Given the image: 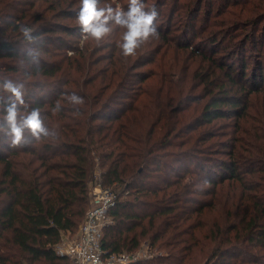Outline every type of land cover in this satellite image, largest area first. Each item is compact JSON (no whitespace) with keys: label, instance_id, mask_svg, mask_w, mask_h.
<instances>
[{"label":"trees","instance_id":"1","mask_svg":"<svg viewBox=\"0 0 264 264\" xmlns=\"http://www.w3.org/2000/svg\"><path fill=\"white\" fill-rule=\"evenodd\" d=\"M144 2L159 37L124 57L118 26L82 40L80 0H0V81L23 84L22 111L38 108L52 133L12 145L0 131V264H71L56 246L96 184L115 194L107 254L146 245L129 264H264V0Z\"/></svg>","mask_w":264,"mask_h":264},{"label":"clouds","instance_id":"2","mask_svg":"<svg viewBox=\"0 0 264 264\" xmlns=\"http://www.w3.org/2000/svg\"><path fill=\"white\" fill-rule=\"evenodd\" d=\"M100 0H80V8L75 13L84 38H92L97 42L104 40L113 31V25L123 29L122 40L119 47L124 57L134 56L144 43L159 37L158 13L154 7L147 8L144 0H128V6L124 8L99 7ZM18 31L22 34L28 45L36 44L38 37L34 30L18 24ZM23 55L33 65H39L40 51L36 47H26ZM23 84L11 79L0 81V89L8 93L6 99L0 97V131L11 137L12 145L21 144L25 131L39 140L42 136L51 135L49 128L41 119L40 110L32 109L24 113L22 106L25 105ZM65 99L73 106L84 104L83 97L76 93L65 96ZM55 112L61 111L58 101Z\"/></svg>","mask_w":264,"mask_h":264},{"label":"built area","instance_id":"3","mask_svg":"<svg viewBox=\"0 0 264 264\" xmlns=\"http://www.w3.org/2000/svg\"><path fill=\"white\" fill-rule=\"evenodd\" d=\"M92 194V207L80 229L74 234H66L57 244V252L67 256L71 264H129L151 256V250L146 245L133 252L107 254L104 251L103 231L113 220L109 210L114 205L115 194L111 188L100 184L92 188Z\"/></svg>","mask_w":264,"mask_h":264},{"label":"rangeland","instance_id":"4","mask_svg":"<svg viewBox=\"0 0 264 264\" xmlns=\"http://www.w3.org/2000/svg\"><path fill=\"white\" fill-rule=\"evenodd\" d=\"M82 40H84V37H82ZM222 122H225L224 120H221L219 125H222L223 123ZM224 126V125H223ZM155 251V250H154Z\"/></svg>","mask_w":264,"mask_h":264}]
</instances>
